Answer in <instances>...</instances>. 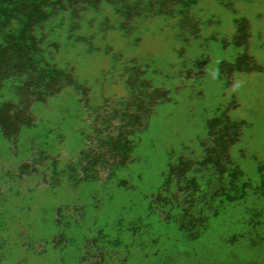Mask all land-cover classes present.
Instances as JSON below:
<instances>
[{
    "label": "rangeland",
    "instance_id": "374dc122",
    "mask_svg": "<svg viewBox=\"0 0 264 264\" xmlns=\"http://www.w3.org/2000/svg\"><path fill=\"white\" fill-rule=\"evenodd\" d=\"M172 3L166 0L164 5L171 12L167 19L180 30L172 41L175 52L169 49L164 58L176 55L184 61L172 60L174 69L167 79L156 71L149 72L143 82L130 79L127 91L111 105L96 107L78 100L71 116L54 99L37 93L49 114L22 132L15 128L8 109L0 107V264H148L160 255L153 242L161 239L180 205L208 218L217 228L206 245L212 264H264V127H259L264 125V0H175L177 7ZM9 5L0 14V66L4 69L0 100L5 98L7 75L21 69L33 40L64 58L61 71L67 76L89 53L98 51L120 54L134 66V74L136 65L144 62L134 49L162 35L154 21H142L140 26L153 30L126 36L118 47L112 44L116 37L97 36V47L90 48L84 39L90 33L126 31L119 11L106 0H12ZM209 61L218 73L206 64ZM230 73L238 74L247 87L252 120L261 133L251 159L230 179L223 169L208 164L206 170L215 177L213 185L194 184L174 198L166 197L157 187L153 166L166 118L158 111L162 101L157 88L163 91L177 79H188L192 99L186 107L199 120L201 113L215 112L218 99L202 87L204 81ZM59 84L75 90L80 80ZM72 170L99 183L105 200L127 199L128 211L133 210L131 236L117 249L94 232L75 201L66 199L68 186L63 181ZM20 192L43 201L48 207L42 219L53 224L35 256L23 255V243L6 231L7 222L19 218L15 204ZM61 207L69 210L61 214Z\"/></svg>",
    "mask_w": 264,
    "mask_h": 264
},
{
    "label": "clouds",
    "instance_id": "9594fccd",
    "mask_svg": "<svg viewBox=\"0 0 264 264\" xmlns=\"http://www.w3.org/2000/svg\"><path fill=\"white\" fill-rule=\"evenodd\" d=\"M26 52L27 59L21 69L7 75L5 98L0 100V107L8 109L15 128L20 132L32 121L49 114L44 100L37 93L48 100L54 99L71 116L78 100L92 102L96 107L111 105L117 95L125 92L134 72L132 64L98 51L89 53L81 65L72 70L71 76H67L61 71L64 58L52 55L48 46L39 40L29 42ZM206 64L217 72L213 61ZM199 67L193 66L192 69ZM3 72L0 66V73ZM77 78L80 84L75 90L59 84L61 80ZM202 87L212 90L218 99L215 112H203L199 120L186 107V102L192 99L188 79L187 82L177 79L167 84L163 91L157 88L162 101L158 111L166 118L160 153L153 160V166L157 187L166 197L174 198L182 189L194 184L213 185L215 177L206 170L208 164L223 169L225 178L230 179L243 162L251 159L253 146L261 135L252 120L249 91L238 74L206 79ZM132 101L134 105L138 103ZM63 182L68 186L66 199L75 201L83 216L94 225L97 235L116 249L130 239V213L133 210L128 211L126 198L118 197L112 202L105 200L99 183L73 170ZM16 199L19 218L8 221L6 231L23 243V255L35 256L53 230V224L42 219L48 206L26 192H20ZM169 200L179 203L175 199ZM11 202L14 203L13 197ZM68 210L67 207L59 209L61 214ZM216 233L217 228L208 218L180 205L172 222L163 228L161 239L153 242L160 255L153 257L148 264H212L206 245Z\"/></svg>",
    "mask_w": 264,
    "mask_h": 264
},
{
    "label": "snow or ice",
    "instance_id": "6c2138e0",
    "mask_svg": "<svg viewBox=\"0 0 264 264\" xmlns=\"http://www.w3.org/2000/svg\"><path fill=\"white\" fill-rule=\"evenodd\" d=\"M106 3L111 4L119 11L120 19L126 31L90 33L88 37L84 38L89 41L90 48H96L95 37L103 35L116 37L117 39L112 42L113 46H122L124 37L153 30L147 26H140L142 21L151 20L158 26L155 30L162 34L161 38L134 49V52L142 57L144 62L136 65L137 71L132 75L131 79L143 82L151 71H156L167 79L174 69L172 60L183 63L184 57L182 56L173 55L168 56L167 59L164 58L165 53L169 49L173 53L175 52V45L172 41L177 40V37L170 31L171 24L167 17L171 15V12L164 6L166 0H106ZM172 7H177L175 0H173ZM113 57L117 60L125 61V58L118 53H115ZM170 57L171 59H169ZM125 91H127V88ZM92 163L95 164L96 161L93 160Z\"/></svg>",
    "mask_w": 264,
    "mask_h": 264
},
{
    "label": "crops",
    "instance_id": "0c3cea01",
    "mask_svg": "<svg viewBox=\"0 0 264 264\" xmlns=\"http://www.w3.org/2000/svg\"><path fill=\"white\" fill-rule=\"evenodd\" d=\"M9 1H12V0H0V14H4V12H5L4 10L2 11V8L5 9V8L10 7Z\"/></svg>",
    "mask_w": 264,
    "mask_h": 264
},
{
    "label": "water",
    "instance_id": "95a60500",
    "mask_svg": "<svg viewBox=\"0 0 264 264\" xmlns=\"http://www.w3.org/2000/svg\"><path fill=\"white\" fill-rule=\"evenodd\" d=\"M179 30H180V26L176 22L171 23V29H170V31L173 34L176 33Z\"/></svg>",
    "mask_w": 264,
    "mask_h": 264
},
{
    "label": "flooded vegetation",
    "instance_id": "af4514ba",
    "mask_svg": "<svg viewBox=\"0 0 264 264\" xmlns=\"http://www.w3.org/2000/svg\"><path fill=\"white\" fill-rule=\"evenodd\" d=\"M55 1V0H54ZM52 3H53V1H52Z\"/></svg>",
    "mask_w": 264,
    "mask_h": 264
}]
</instances>
